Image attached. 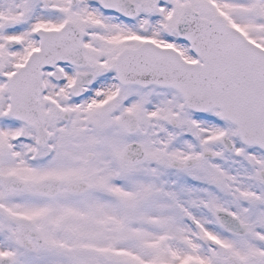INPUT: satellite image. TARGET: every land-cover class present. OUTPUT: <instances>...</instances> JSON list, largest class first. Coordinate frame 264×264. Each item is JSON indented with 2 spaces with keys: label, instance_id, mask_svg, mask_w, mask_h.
Returning a JSON list of instances; mask_svg holds the SVG:
<instances>
[{
  "label": "snow or ice",
  "instance_id": "obj_1",
  "mask_svg": "<svg viewBox=\"0 0 264 264\" xmlns=\"http://www.w3.org/2000/svg\"><path fill=\"white\" fill-rule=\"evenodd\" d=\"M0 264H264V0H0Z\"/></svg>",
  "mask_w": 264,
  "mask_h": 264
}]
</instances>
